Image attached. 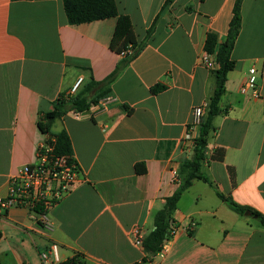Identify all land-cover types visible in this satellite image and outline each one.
I'll return each mask as SVG.
<instances>
[{
  "label": "crops",
  "instance_id": "0c3cea01",
  "mask_svg": "<svg viewBox=\"0 0 264 264\" xmlns=\"http://www.w3.org/2000/svg\"><path fill=\"white\" fill-rule=\"evenodd\" d=\"M165 1L115 0L141 47L110 95L52 122L51 132L64 129L70 138L77 180L50 211L51 231L28 208L0 206V264H60L75 255L81 264H264V226L216 194L264 215V0H241L234 67L220 100L225 111L213 118L207 145L225 154L202 166L215 187L194 180L182 192L168 240L153 257L133 243L131 228L148 234L178 186L170 169L192 155L182 139L192 108L208 101L214 86L200 62L204 41L210 31L218 42L225 38L235 0ZM115 25L116 17L70 24L62 0H0V196L35 160L47 137L37 122L52 101L79 77L82 88L121 61L109 47ZM250 66L260 73L258 98L240 92ZM156 84L163 88L153 93ZM51 242L58 261L44 262Z\"/></svg>",
  "mask_w": 264,
  "mask_h": 264
},
{
  "label": "trees",
  "instance_id": "16d2710c",
  "mask_svg": "<svg viewBox=\"0 0 264 264\" xmlns=\"http://www.w3.org/2000/svg\"><path fill=\"white\" fill-rule=\"evenodd\" d=\"M169 1L171 0H166L165 5ZM62 3L67 21L70 24L116 17V25L109 43L110 49L119 53L127 44H131L134 48L133 54L122 57L115 68L102 80L91 78L82 88L77 89L74 93L60 94L52 101V109L43 112L37 122L40 131L47 135L44 141L53 146L52 153L56 156H65L68 162L77 164L72 153V146L67 132L64 129L51 132L50 127L52 122L68 111H86L91 105L97 104L101 98L110 95L111 83L120 69L137 54L141 45L137 46L130 20L126 15L118 13L115 0H62ZM240 6L241 0H235L228 29L222 41L218 42L217 35L214 32L210 31L206 35L203 49L205 52L213 54L216 62L215 68L210 69L214 75L212 94L207 101V108L198 126L192 155L178 167V186L171 195L164 199L162 207L154 214V228L142 239L140 247L145 256L149 258L159 252L168 240L172 213L182 192L194 180H201L215 187L214 183L203 172L202 166L206 161H222L225 154L223 147H217L208 152L207 145L210 134L215 130L213 118L220 112L225 111L220 107V100L225 90L227 73L234 67V61L231 59L230 53L241 24ZM162 88V85L156 84L151 88V91L156 93ZM136 170L143 172L145 167L143 164H136ZM228 172L230 179L234 181L235 173L231 166H228ZM216 194L232 211L238 214H244L245 211H249L264 226V215L246 206L237 204L229 196L223 195L218 191H216ZM60 264H81L80 256L75 255Z\"/></svg>",
  "mask_w": 264,
  "mask_h": 264
},
{
  "label": "built area",
  "instance_id": "2783aa9c",
  "mask_svg": "<svg viewBox=\"0 0 264 264\" xmlns=\"http://www.w3.org/2000/svg\"><path fill=\"white\" fill-rule=\"evenodd\" d=\"M134 48L127 44L118 53L121 57L133 54ZM200 62L213 69L216 66L214 55L203 52ZM259 70L255 66L248 68V73L240 86V92L249 94L252 98L260 96ZM82 83L79 77L71 87L69 94L74 93ZM207 108V101L192 108V119L189 122L183 142L187 143L186 150L192 152L195 137L201 118ZM53 140V139H52ZM53 146L45 141L42 142L36 151L35 160L22 166L15 176L9 179L8 191L5 196H0V206L9 208L11 206H22L32 210L37 215V220L44 231H51L53 228L50 219V211L58 200L77 180L79 167L76 163L68 162L65 156H56L52 153ZM172 178H178V168L170 169ZM38 209V211H36ZM133 243L140 246L144 237L140 228L136 225L131 228ZM44 262L52 258L58 261V244L51 242L48 249L41 254Z\"/></svg>",
  "mask_w": 264,
  "mask_h": 264
},
{
  "label": "water",
  "instance_id": "95a60500",
  "mask_svg": "<svg viewBox=\"0 0 264 264\" xmlns=\"http://www.w3.org/2000/svg\"><path fill=\"white\" fill-rule=\"evenodd\" d=\"M244 214L249 215L250 213H249V211H245Z\"/></svg>",
  "mask_w": 264,
  "mask_h": 264
},
{
  "label": "rangeland",
  "instance_id": "374dc122",
  "mask_svg": "<svg viewBox=\"0 0 264 264\" xmlns=\"http://www.w3.org/2000/svg\"><path fill=\"white\" fill-rule=\"evenodd\" d=\"M209 140H210V138H209ZM211 141V140H210ZM199 184H201V183H199Z\"/></svg>",
  "mask_w": 264,
  "mask_h": 264
}]
</instances>
